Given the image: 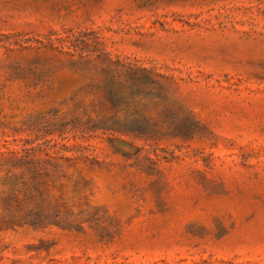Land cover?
<instances>
[{
  "label": "rangeland",
  "instance_id": "obj_1",
  "mask_svg": "<svg viewBox=\"0 0 264 264\" xmlns=\"http://www.w3.org/2000/svg\"><path fill=\"white\" fill-rule=\"evenodd\" d=\"M115 61L184 135L79 132ZM20 157L74 166L59 224L2 227L0 264H264V0H0V183Z\"/></svg>",
  "mask_w": 264,
  "mask_h": 264
},
{
  "label": "trees",
  "instance_id": "obj_2",
  "mask_svg": "<svg viewBox=\"0 0 264 264\" xmlns=\"http://www.w3.org/2000/svg\"><path fill=\"white\" fill-rule=\"evenodd\" d=\"M101 84L91 85L95 119L86 117L74 121L79 132L102 130L131 135L139 139L184 135L188 118L170 117L166 86L146 68L134 67L115 61L104 70ZM149 101H154L150 108ZM160 103L169 108L154 109ZM150 113H152L150 115ZM154 117V118H153ZM176 122V123H175ZM26 156H29L27 154ZM11 158L14 167H25L17 174L4 177L0 190V229L15 226L46 227L59 224L60 212L45 202L47 191L73 164H60L53 158L24 160ZM71 161V159H66ZM2 195H5L2 197Z\"/></svg>",
  "mask_w": 264,
  "mask_h": 264
}]
</instances>
